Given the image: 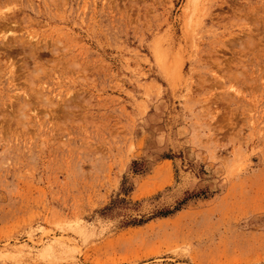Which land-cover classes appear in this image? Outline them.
I'll list each match as a JSON object with an SVG mask.
<instances>
[{"label":"rangeland","instance_id":"rangeland-1","mask_svg":"<svg viewBox=\"0 0 264 264\" xmlns=\"http://www.w3.org/2000/svg\"><path fill=\"white\" fill-rule=\"evenodd\" d=\"M0 264H264V0H0Z\"/></svg>","mask_w":264,"mask_h":264},{"label":"bare ground","instance_id":"bare-ground-1","mask_svg":"<svg viewBox=\"0 0 264 264\" xmlns=\"http://www.w3.org/2000/svg\"><path fill=\"white\" fill-rule=\"evenodd\" d=\"M23 50V49H22ZM33 52V51H32ZM33 53H35V51L33 52Z\"/></svg>","mask_w":264,"mask_h":264}]
</instances>
